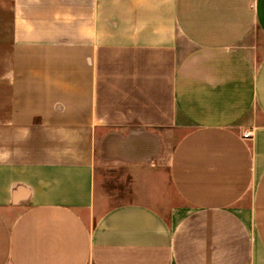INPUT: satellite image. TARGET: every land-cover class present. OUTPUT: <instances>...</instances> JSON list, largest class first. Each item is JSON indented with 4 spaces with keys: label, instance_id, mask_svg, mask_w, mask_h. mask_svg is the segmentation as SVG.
<instances>
[{
    "label": "crops",
    "instance_id": "crops-1",
    "mask_svg": "<svg viewBox=\"0 0 264 264\" xmlns=\"http://www.w3.org/2000/svg\"><path fill=\"white\" fill-rule=\"evenodd\" d=\"M0 157V264H264V0H0Z\"/></svg>",
    "mask_w": 264,
    "mask_h": 264
},
{
    "label": "built area",
    "instance_id": "built-area-1",
    "mask_svg": "<svg viewBox=\"0 0 264 264\" xmlns=\"http://www.w3.org/2000/svg\"><path fill=\"white\" fill-rule=\"evenodd\" d=\"M249 135V133H244V137H247Z\"/></svg>",
    "mask_w": 264,
    "mask_h": 264
},
{
    "label": "rangeland",
    "instance_id": "rangeland-1",
    "mask_svg": "<svg viewBox=\"0 0 264 264\" xmlns=\"http://www.w3.org/2000/svg\"><path fill=\"white\" fill-rule=\"evenodd\" d=\"M111 200H114L115 201V200H117V198L116 197H113V198H111Z\"/></svg>",
    "mask_w": 264,
    "mask_h": 264
},
{
    "label": "clouds",
    "instance_id": "clouds-1",
    "mask_svg": "<svg viewBox=\"0 0 264 264\" xmlns=\"http://www.w3.org/2000/svg\"><path fill=\"white\" fill-rule=\"evenodd\" d=\"M0 159H2V157H0Z\"/></svg>",
    "mask_w": 264,
    "mask_h": 264
}]
</instances>
